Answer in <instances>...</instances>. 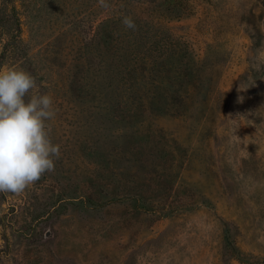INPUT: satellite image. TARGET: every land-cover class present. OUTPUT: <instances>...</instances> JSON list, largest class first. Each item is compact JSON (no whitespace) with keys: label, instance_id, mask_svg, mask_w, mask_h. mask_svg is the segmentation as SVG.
I'll return each instance as SVG.
<instances>
[{"label":"rangeland","instance_id":"1","mask_svg":"<svg viewBox=\"0 0 264 264\" xmlns=\"http://www.w3.org/2000/svg\"><path fill=\"white\" fill-rule=\"evenodd\" d=\"M142 1L0 0V68L53 97L61 150L0 193V264H264V0ZM123 13L151 15L139 37L169 55L172 101L192 88L184 110L134 117L100 79L91 92Z\"/></svg>","mask_w":264,"mask_h":264},{"label":"clouds","instance_id":"2","mask_svg":"<svg viewBox=\"0 0 264 264\" xmlns=\"http://www.w3.org/2000/svg\"><path fill=\"white\" fill-rule=\"evenodd\" d=\"M101 5L107 7L104 0ZM121 23L136 31L130 15ZM36 88V79L23 68H0V193L23 192L45 173H53L61 157L60 145L50 138L48 122L56 115L53 97Z\"/></svg>","mask_w":264,"mask_h":264},{"label":"trees","instance_id":"3","mask_svg":"<svg viewBox=\"0 0 264 264\" xmlns=\"http://www.w3.org/2000/svg\"><path fill=\"white\" fill-rule=\"evenodd\" d=\"M157 2L158 0L142 1V4L146 3V5H142L143 12L152 9L149 11L151 13ZM124 15H130V13H123L118 17H113L111 22H106L110 25L109 30L106 28L108 35L104 40L105 49L95 57L100 78L95 77L94 84L90 85L91 92L95 97L101 98L100 96L103 95L105 88L99 85L100 79L101 83L106 84V87L114 92L116 99L119 98L124 100V103L133 105L132 108L125 109V111L134 117L140 112H146V110H160L163 112L170 108H172V111L184 110L179 108L185 104L186 95L191 92L192 88L189 87L181 91L178 89L177 92H179L181 101L176 103L172 101L173 95L170 87H168L171 74L169 55L167 53L154 54L151 50L149 37H146L145 34L142 41L139 37L142 23L150 25L151 15H130L135 24H138V26L136 25V31L124 28L121 23ZM15 24L17 28L13 31L21 30V21L18 17ZM97 45H101V42L97 41ZM176 73L179 76H185L183 71H176ZM131 197L144 210L157 209L156 205L144 200L139 195L133 194Z\"/></svg>","mask_w":264,"mask_h":264}]
</instances>
